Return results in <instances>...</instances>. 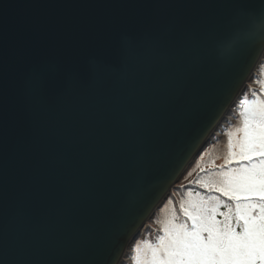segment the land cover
<instances>
[{
  "label": "water",
  "instance_id": "95a60500",
  "mask_svg": "<svg viewBox=\"0 0 264 264\" xmlns=\"http://www.w3.org/2000/svg\"><path fill=\"white\" fill-rule=\"evenodd\" d=\"M261 6L0 0V264H121L263 60L228 42Z\"/></svg>",
  "mask_w": 264,
  "mask_h": 264
},
{
  "label": "snow or ice",
  "instance_id": "6c2138e0",
  "mask_svg": "<svg viewBox=\"0 0 264 264\" xmlns=\"http://www.w3.org/2000/svg\"><path fill=\"white\" fill-rule=\"evenodd\" d=\"M241 16L243 24L228 42L234 49L264 47V6L244 8ZM259 84V95L253 91L252 98L239 101V124L222 133L227 137L223 164L194 163L168 185L187 179L203 192L183 186L184 218L173 211L161 221L155 242L136 248V264H264V80ZM44 86L45 74L37 71L31 87L39 95ZM209 147L215 142L202 146L197 159Z\"/></svg>",
  "mask_w": 264,
  "mask_h": 264
},
{
  "label": "trees",
  "instance_id": "16d2710c",
  "mask_svg": "<svg viewBox=\"0 0 264 264\" xmlns=\"http://www.w3.org/2000/svg\"><path fill=\"white\" fill-rule=\"evenodd\" d=\"M264 80V58L261 61L260 65L258 66L256 73L253 75V78L250 82L246 85L243 95L241 96L240 100L244 97L252 98L251 93L255 91L257 95L261 93L259 81ZM239 100V101H240ZM239 101L236 103L234 107V115L233 121L227 123L226 127L222 129L219 133L218 137H213L212 141L215 142V147H209L203 154L200 156L199 159H196L194 163L196 164H204L207 163L209 159H215V164L220 166L223 164L222 157L223 153L226 151V142L227 137L222 135L223 132L233 128L234 126L239 124V115H238V104ZM211 153V156H209ZM194 163L191 167L187 170L189 171L191 168L194 167ZM184 185H188V191H192L195 193L196 191L203 192L202 189L195 187L194 185H189V181L187 179H181L170 191L167 199L163 203V205L155 212L154 216L150 221L147 223V227L144 229L141 236H139L131 245L129 253L127 255V261L124 264H136V248L143 247L144 241L155 242L158 235H160V228H161V221L165 220L171 213L174 211L178 214L180 219H183V213L179 210V203L181 200L187 199V191L184 190ZM180 188L181 191L177 192L176 189Z\"/></svg>",
  "mask_w": 264,
  "mask_h": 264
},
{
  "label": "bare ground",
  "instance_id": "6f19581e",
  "mask_svg": "<svg viewBox=\"0 0 264 264\" xmlns=\"http://www.w3.org/2000/svg\"><path fill=\"white\" fill-rule=\"evenodd\" d=\"M232 117H233V114H232V109H231V110H229V111L227 112V114L225 115L224 119L222 120V122L219 124V126L216 128L215 132H214L212 135H214V136L219 135V132H220L222 126H224L225 123H228V121L231 120ZM156 211H157V210H156ZM156 211H155V212H156ZM154 214H155V213H154ZM153 216H154V215H153ZM149 221H150V220H149ZM147 223H148V222H147ZM129 250H130V249H127V250L125 251V254H124L123 258H122L121 264H124V263H125V261H126V257H127L128 253H129Z\"/></svg>",
  "mask_w": 264,
  "mask_h": 264
},
{
  "label": "rangeland",
  "instance_id": "374dc122",
  "mask_svg": "<svg viewBox=\"0 0 264 264\" xmlns=\"http://www.w3.org/2000/svg\"><path fill=\"white\" fill-rule=\"evenodd\" d=\"M250 82V81H249ZM213 137H218V135H216V136H214L213 135ZM213 139V138H212ZM212 139H211V141H212ZM214 140V139H213ZM191 167V166H190ZM187 172V171H186ZM147 227V223H146V226H145V228ZM126 262V261H125Z\"/></svg>",
  "mask_w": 264,
  "mask_h": 264
}]
</instances>
